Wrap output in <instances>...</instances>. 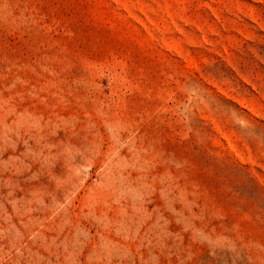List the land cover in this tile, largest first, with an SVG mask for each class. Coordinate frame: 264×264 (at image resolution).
<instances>
[{"label": "rangeland", "instance_id": "374dc122", "mask_svg": "<svg viewBox=\"0 0 264 264\" xmlns=\"http://www.w3.org/2000/svg\"><path fill=\"white\" fill-rule=\"evenodd\" d=\"M0 264H264V0H0Z\"/></svg>", "mask_w": 264, "mask_h": 264}]
</instances>
